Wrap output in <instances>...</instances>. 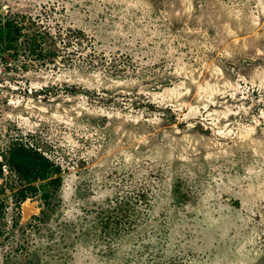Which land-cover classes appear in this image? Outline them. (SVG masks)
<instances>
[{
    "label": "rangeland",
    "instance_id": "374dc122",
    "mask_svg": "<svg viewBox=\"0 0 264 264\" xmlns=\"http://www.w3.org/2000/svg\"><path fill=\"white\" fill-rule=\"evenodd\" d=\"M1 19L87 40L65 64L0 54V151L23 137L60 168L3 162L0 264H264V0H0Z\"/></svg>",
    "mask_w": 264,
    "mask_h": 264
},
{
    "label": "trees",
    "instance_id": "16d2710c",
    "mask_svg": "<svg viewBox=\"0 0 264 264\" xmlns=\"http://www.w3.org/2000/svg\"><path fill=\"white\" fill-rule=\"evenodd\" d=\"M87 40L86 34L81 30L69 29L67 34L55 33L51 28L32 20L30 25L21 23L16 19L0 20V54L9 53L17 60H25L24 67L47 66L53 64L61 57V61L70 63L73 54L69 48L73 42L78 46L83 45ZM0 178L3 175V162L15 171V175L20 179H30L38 181L47 178L52 171L60 174V168L54 166L51 157L43 153L39 146L31 143L23 137H16L9 143L6 152L0 151ZM58 172V173H56ZM57 187L62 185L61 175L51 179ZM36 186L30 185L21 189L16 195V202L20 207L28 198L36 194ZM46 198L49 195L45 196ZM5 206L0 202V210ZM1 214V212H0ZM3 216L0 215V220Z\"/></svg>",
    "mask_w": 264,
    "mask_h": 264
}]
</instances>
